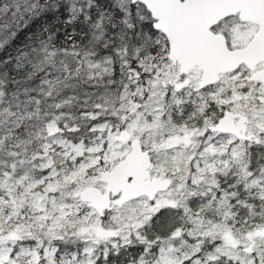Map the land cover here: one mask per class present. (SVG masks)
Returning <instances> with one entry per match:
<instances>
[{
	"label": "snow or ice",
	"instance_id": "obj_1",
	"mask_svg": "<svg viewBox=\"0 0 264 264\" xmlns=\"http://www.w3.org/2000/svg\"><path fill=\"white\" fill-rule=\"evenodd\" d=\"M0 264H264V0H0Z\"/></svg>",
	"mask_w": 264,
	"mask_h": 264
}]
</instances>
